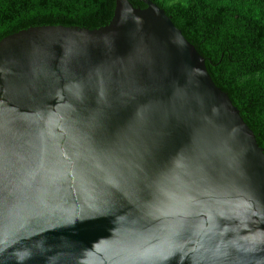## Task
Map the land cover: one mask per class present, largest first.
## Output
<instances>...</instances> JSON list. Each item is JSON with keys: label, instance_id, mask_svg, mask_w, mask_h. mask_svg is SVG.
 <instances>
[{"label": "water", "instance_id": "95a60500", "mask_svg": "<svg viewBox=\"0 0 264 264\" xmlns=\"http://www.w3.org/2000/svg\"><path fill=\"white\" fill-rule=\"evenodd\" d=\"M141 1L0 41V264H264V148Z\"/></svg>", "mask_w": 264, "mask_h": 264}, {"label": "trees", "instance_id": "16d2710c", "mask_svg": "<svg viewBox=\"0 0 264 264\" xmlns=\"http://www.w3.org/2000/svg\"><path fill=\"white\" fill-rule=\"evenodd\" d=\"M153 1L205 57L264 148V0ZM115 6L116 0H0V41L37 25L98 28L109 23Z\"/></svg>", "mask_w": 264, "mask_h": 264}]
</instances>
